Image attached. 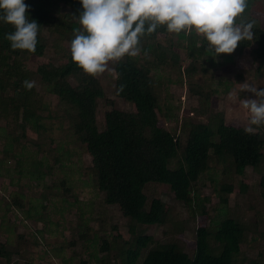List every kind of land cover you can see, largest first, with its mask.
Returning a JSON list of instances; mask_svg holds the SVG:
<instances>
[{"label": "trees", "instance_id": "16d2710c", "mask_svg": "<svg viewBox=\"0 0 264 264\" xmlns=\"http://www.w3.org/2000/svg\"><path fill=\"white\" fill-rule=\"evenodd\" d=\"M25 3L29 21L35 20L40 25L35 52L13 50L5 36L15 29L0 20V120L15 123L22 131L27 127L39 129L41 107L35 99V89L28 90L23 84L25 80L37 79L63 104L74 135L91 157V171L104 203L118 207L122 216L141 226L164 225L171 220L168 204L159 198L148 201L144 188L151 183L167 187L192 216L205 218L204 208L195 202L196 187L200 177L211 170L212 159L239 176L248 167L262 172L259 188L264 199V125H254L255 132L248 133L239 125L227 123L222 113L212 109L214 92L194 80L195 74L203 69L200 60L215 56L208 50L205 38L195 31L170 33L165 25L145 32L138 45L144 62L125 54L113 68L116 97L131 104L133 110L106 112L104 129L100 131L96 111L104 91L97 75L84 73L73 62L71 51L58 65L44 60L43 29L47 27L57 37L71 42L75 38L74 29L80 27L77 19L83 11L80 0H25ZM60 8L69 11L55 17ZM149 23L145 22V28ZM236 23H251L252 39L240 41L233 54L221 57L227 63L248 53L257 65L256 75L264 77V0H246L245 11L236 18ZM160 35L169 38L168 46L158 42ZM180 49L184 51V59L179 56ZM161 67L177 69L185 77L189 94L198 101L194 112L205 121L184 120L179 134L163 127L158 119L159 96L152 74V68ZM8 147L11 149L12 144ZM233 190L232 185L222 184L220 202L226 204V196ZM241 190H246L245 182ZM23 197L21 193H13L6 204V213L11 207L20 209ZM1 229L11 234L16 228L6 223ZM246 233V226L232 218H225L215 227L202 220L196 228L195 240L187 243L193 249L192 256L183 251L177 240L151 247L138 263L141 252L153 242L152 237L140 235L133 239V249L124 250L121 264H245L240 254ZM86 235L80 233L82 238ZM9 238L0 245V256L7 260L18 254L16 246L12 250L6 248L11 245ZM102 245V249L109 248L106 240ZM260 255L264 257V250ZM248 264L264 261L255 259Z\"/></svg>", "mask_w": 264, "mask_h": 264}, {"label": "rangeland", "instance_id": "374dc122", "mask_svg": "<svg viewBox=\"0 0 264 264\" xmlns=\"http://www.w3.org/2000/svg\"><path fill=\"white\" fill-rule=\"evenodd\" d=\"M68 11L60 8L54 16ZM42 32L46 40L44 60L58 65L70 51L71 42L57 37L47 27ZM170 38L177 41L174 36ZM157 40L169 45V38L164 35ZM179 56L185 58L182 49ZM132 57L140 63L145 60L141 54ZM116 62L109 61L105 72L97 74L104 91L96 111L100 131L104 129L106 112L133 110L131 104L116 97L113 70ZM200 64L203 69L195 74L194 80L214 92L212 109L222 113L227 123L243 129L254 128L249 124L250 113L242 107V101L256 97L244 91L243 85L251 84L259 90L264 85V77L256 75L257 65L249 54L235 56L227 63L220 54L202 59ZM152 74L159 96L158 119L167 131L182 133L184 120L205 121L195 114L197 98L189 94L186 79L177 69L152 68ZM32 81L35 82V99L41 107L39 129L27 127L22 131L17 124L0 120V245L10 237L11 245L6 248H18V254L9 260L0 256V264H121L124 250L133 249V239L140 235L152 237L153 242L141 252L138 263L151 247L177 240L183 251L192 256L193 249L187 243L195 240L198 224L206 220L210 227H215L225 218L246 226L240 254L245 264L255 259L264 261L260 255L264 250V199L259 188L262 172L248 167L244 175L239 176L212 159L211 170L200 177L196 187L195 202L204 208L205 218L192 216L167 187L148 184L144 188L148 201L159 198L168 204L171 220L151 227L138 225L122 216L118 207L104 203L91 171V157L74 135L63 104L37 79ZM106 101H112V106ZM8 144H12L11 149ZM5 148L8 151H4ZM243 182L246 183L244 191L241 190ZM222 184L234 188L226 196V204L220 202ZM13 193L24 195L22 207H11L6 213V204ZM6 223L16 228L11 234L2 232L1 226ZM82 232H86L85 238L80 237ZM104 240L109 245L107 250L102 249Z\"/></svg>", "mask_w": 264, "mask_h": 264}, {"label": "clouds", "instance_id": "9594fccd", "mask_svg": "<svg viewBox=\"0 0 264 264\" xmlns=\"http://www.w3.org/2000/svg\"><path fill=\"white\" fill-rule=\"evenodd\" d=\"M79 28L71 41L73 62L84 73L95 77L104 73L109 61H118L125 54L140 52L139 39L165 25L170 33L195 31L205 38L207 48L215 56L231 54L240 41L252 39L251 23H236L245 11L246 0H80ZM25 0H0V20L15 31L6 34L13 50L35 52L40 25L26 16ZM150 22L145 28V22ZM135 25V27H133ZM31 90L35 82L25 80ZM243 90L254 94L242 107L250 113V125H264V88L244 84ZM249 126L248 133L255 132Z\"/></svg>", "mask_w": 264, "mask_h": 264}]
</instances>
